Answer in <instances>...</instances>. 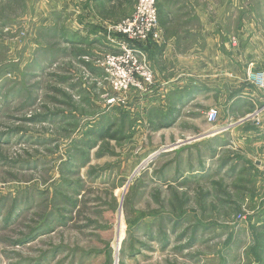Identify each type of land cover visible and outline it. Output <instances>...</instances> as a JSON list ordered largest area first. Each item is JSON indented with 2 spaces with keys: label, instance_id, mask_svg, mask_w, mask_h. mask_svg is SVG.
<instances>
[{
  "label": "rangeland",
  "instance_id": "374dc122",
  "mask_svg": "<svg viewBox=\"0 0 264 264\" xmlns=\"http://www.w3.org/2000/svg\"><path fill=\"white\" fill-rule=\"evenodd\" d=\"M137 1H120L121 22ZM28 11L0 2V264H264V108L225 137L230 149L218 154L210 138L207 157L194 148L178 165L203 158L207 172L179 179L169 172L178 158L157 155L171 145L166 130L129 115L106 124L103 104L131 107V92L109 103L119 98L98 65L107 51L90 54L91 71L52 32L30 49V22H16Z\"/></svg>",
  "mask_w": 264,
  "mask_h": 264
},
{
  "label": "crops",
  "instance_id": "0c3cea01",
  "mask_svg": "<svg viewBox=\"0 0 264 264\" xmlns=\"http://www.w3.org/2000/svg\"><path fill=\"white\" fill-rule=\"evenodd\" d=\"M20 1L29 11L16 22H30V49L37 52L46 48L39 34L52 32L53 38H61L56 48L63 47L69 54L82 53L77 59L80 64L100 71L87 58L108 48L106 28L123 19L119 13L121 0ZM158 1L163 40L147 49L156 84L148 93L132 91L128 112L126 107L123 110L119 105L103 104L102 115L109 125L129 115L131 121L157 127L159 132L166 130L171 145L157 154L167 153L170 158L175 155L178 161L170 162L169 172L184 180L185 172L193 176L207 172L208 162L205 159L204 164L201 158L199 168L189 161L188 171H182L185 167L178 165L180 160L192 158L194 148L200 149L201 157H207L208 138L217 140L218 154L230 149L225 137L241 135L244 126L253 122L257 109L264 108V94L246 81L247 71L264 68V0ZM87 91L85 98L91 100L93 94ZM92 101V107H101ZM137 106L143 107L147 115L136 113ZM210 109L219 112V124L207 128ZM260 116L264 117V111ZM192 124L205 125L199 136L179 134L170 139L172 131L179 133L180 127ZM260 133H264V127Z\"/></svg>",
  "mask_w": 264,
  "mask_h": 264
},
{
  "label": "built area",
  "instance_id": "2783aa9c",
  "mask_svg": "<svg viewBox=\"0 0 264 264\" xmlns=\"http://www.w3.org/2000/svg\"><path fill=\"white\" fill-rule=\"evenodd\" d=\"M137 2L134 13L128 19L106 28L107 53L98 65L104 70L103 83H107L119 98H112L109 103L125 101V95L132 91L148 93L156 84L153 66L143 47L162 43L159 1ZM246 79L249 85L264 94V70H250ZM218 118L217 110L208 111L207 121L210 124L217 123Z\"/></svg>",
  "mask_w": 264,
  "mask_h": 264
},
{
  "label": "water",
  "instance_id": "95a60500",
  "mask_svg": "<svg viewBox=\"0 0 264 264\" xmlns=\"http://www.w3.org/2000/svg\"><path fill=\"white\" fill-rule=\"evenodd\" d=\"M158 155V154H157ZM157 155H154V157L151 158V160H154L157 158Z\"/></svg>",
  "mask_w": 264,
  "mask_h": 264
},
{
  "label": "bare ground",
  "instance_id": "6f19581e",
  "mask_svg": "<svg viewBox=\"0 0 264 264\" xmlns=\"http://www.w3.org/2000/svg\"><path fill=\"white\" fill-rule=\"evenodd\" d=\"M126 189V188H125ZM122 212V211H121ZM120 215V214H119ZM121 216H122V214H121ZM122 218V217H121ZM121 221V220H120ZM119 228H120V226H119ZM118 248H120V245L118 246Z\"/></svg>",
  "mask_w": 264,
  "mask_h": 264
}]
</instances>
